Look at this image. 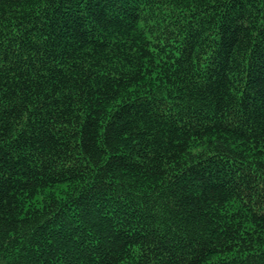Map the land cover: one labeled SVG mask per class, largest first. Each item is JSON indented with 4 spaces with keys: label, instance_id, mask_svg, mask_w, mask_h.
Returning a JSON list of instances; mask_svg holds the SVG:
<instances>
[{
    "label": "trees",
    "instance_id": "1",
    "mask_svg": "<svg viewBox=\"0 0 264 264\" xmlns=\"http://www.w3.org/2000/svg\"><path fill=\"white\" fill-rule=\"evenodd\" d=\"M0 264H264V0H0Z\"/></svg>",
    "mask_w": 264,
    "mask_h": 264
}]
</instances>
